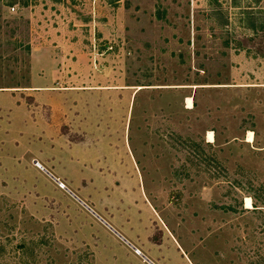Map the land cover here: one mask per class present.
<instances>
[{
    "label": "rangeland",
    "instance_id": "1",
    "mask_svg": "<svg viewBox=\"0 0 264 264\" xmlns=\"http://www.w3.org/2000/svg\"><path fill=\"white\" fill-rule=\"evenodd\" d=\"M149 259L264 264V0H0V264Z\"/></svg>",
    "mask_w": 264,
    "mask_h": 264
},
{
    "label": "crops",
    "instance_id": "2",
    "mask_svg": "<svg viewBox=\"0 0 264 264\" xmlns=\"http://www.w3.org/2000/svg\"><path fill=\"white\" fill-rule=\"evenodd\" d=\"M189 98H191V97H188L187 98V102H189ZM192 99V98H191ZM190 103H188V107H192L193 106V103H192V105L190 104ZM214 132H215V135H214ZM209 131L208 132V141H211V142H214L215 140H216V133H217V131L215 130V131ZM210 133H213V136L214 137H210ZM251 135V136H250ZM249 137H251V138H249ZM214 138V139H213ZM218 139V138H217ZM247 141L248 142H252V141H254V132L253 131H251V130H249V132H248V137H247ZM40 163V162H39ZM41 164V163H40ZM38 165V164H37ZM42 165V164H41ZM43 166V165H42ZM41 166V167H42ZM46 168V167H45ZM47 169V168H46ZM65 187V186H64Z\"/></svg>",
    "mask_w": 264,
    "mask_h": 264
},
{
    "label": "water",
    "instance_id": "3",
    "mask_svg": "<svg viewBox=\"0 0 264 264\" xmlns=\"http://www.w3.org/2000/svg\"><path fill=\"white\" fill-rule=\"evenodd\" d=\"M35 163L36 164H38V165H40L41 166V164L37 161V160H35ZM43 167V166H42ZM45 169V168H44ZM46 171L49 173V174H51V172L49 171V170H47L46 169ZM52 175V174H51ZM60 182V184L61 185H63V186H65L61 181H59ZM75 195V194H74ZM78 199H79V197L78 196H76ZM80 201H82L81 199H80ZM83 202V201H82ZM84 203V202H83ZM90 210H92V208L91 207H89L87 204H85ZM93 211V210H92ZM105 221V220H104ZM106 222V221H105ZM108 224V223H107ZM111 227V226H110ZM123 237V236H122ZM138 250V249H137ZM139 251V250H138ZM147 258V257H146ZM149 261L152 263V264H155V263H153L150 259H149Z\"/></svg>",
    "mask_w": 264,
    "mask_h": 264
},
{
    "label": "bare ground",
    "instance_id": "4",
    "mask_svg": "<svg viewBox=\"0 0 264 264\" xmlns=\"http://www.w3.org/2000/svg\"><path fill=\"white\" fill-rule=\"evenodd\" d=\"M189 103L192 105V99L191 98H189ZM189 104V105H190ZM251 136V135H250ZM210 137H214L213 136V133H210ZM249 138H251V137H249ZM214 139V138H213ZM247 201H248V205H251L252 203H251V199H247Z\"/></svg>",
    "mask_w": 264,
    "mask_h": 264
}]
</instances>
